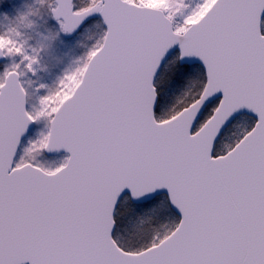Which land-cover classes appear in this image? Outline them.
Segmentation results:
<instances>
[{
    "label": "snow or ice",
    "instance_id": "6c2138e0",
    "mask_svg": "<svg viewBox=\"0 0 264 264\" xmlns=\"http://www.w3.org/2000/svg\"><path fill=\"white\" fill-rule=\"evenodd\" d=\"M0 264H264V0H0Z\"/></svg>",
    "mask_w": 264,
    "mask_h": 264
}]
</instances>
